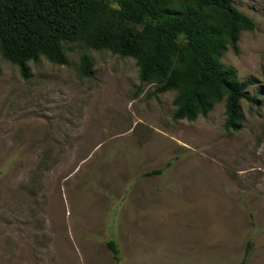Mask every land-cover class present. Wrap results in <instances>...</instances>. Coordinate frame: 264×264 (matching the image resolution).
Wrapping results in <instances>:
<instances>
[{"label":"rangeland","instance_id":"obj_1","mask_svg":"<svg viewBox=\"0 0 264 264\" xmlns=\"http://www.w3.org/2000/svg\"><path fill=\"white\" fill-rule=\"evenodd\" d=\"M232 2L255 28L221 60L257 98L233 132L223 101L174 120L175 91L107 49L65 42L67 63L29 61L28 79L0 58V264H239L248 240L264 264V0Z\"/></svg>","mask_w":264,"mask_h":264},{"label":"trees","instance_id":"obj_2","mask_svg":"<svg viewBox=\"0 0 264 264\" xmlns=\"http://www.w3.org/2000/svg\"><path fill=\"white\" fill-rule=\"evenodd\" d=\"M255 22L232 0H0V58L31 75L29 61L41 57L66 64L65 42L134 59L141 83L154 85L153 94L175 91L174 120L206 116L224 102L223 129L242 127V100L256 101L248 88L253 79H240L221 57L230 47L238 53L241 32ZM92 57L80 56L79 75L90 77ZM147 171L161 173L169 167ZM120 260L113 239L106 242ZM251 240L239 264H246Z\"/></svg>","mask_w":264,"mask_h":264}]
</instances>
